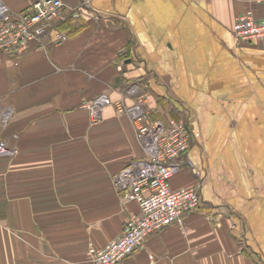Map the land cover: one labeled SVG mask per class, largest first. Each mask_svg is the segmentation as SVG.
<instances>
[{"label": "crops", "instance_id": "crops-1", "mask_svg": "<svg viewBox=\"0 0 264 264\" xmlns=\"http://www.w3.org/2000/svg\"><path fill=\"white\" fill-rule=\"evenodd\" d=\"M3 1L16 13L33 2ZM87 1L61 25L62 44L0 53V139L17 146L0 157V264H95L91 247L139 212L115 184L144 155L133 121L109 106L92 122L85 106L103 92L119 98L130 82L149 86L165 122L189 121L191 146L171 185L201 181V203L118 264H264V39L238 42L232 30L264 4Z\"/></svg>", "mask_w": 264, "mask_h": 264}, {"label": "built area", "instance_id": "built-area-1", "mask_svg": "<svg viewBox=\"0 0 264 264\" xmlns=\"http://www.w3.org/2000/svg\"><path fill=\"white\" fill-rule=\"evenodd\" d=\"M263 3L264 0H256ZM89 7L83 0L75 6L65 0H33L24 12H13L0 0V53L21 55L33 41L62 44L69 33L61 25L69 20H79ZM94 19H101L94 13ZM238 42L264 39V15L258 16L254 8L239 14L233 25ZM117 99L103 92L86 104L91 119H101L104 110L113 106L119 113L133 121L144 155L131 160L116 176L115 184L123 200H136L140 210L131 214L122 232L103 247L90 249L95 264H118L139 248L152 233L171 223H184V214L195 210L201 203V185L175 189L171 178L180 170L181 159L192 142V128L184 118L170 122L152 120L148 102L149 86L130 82ZM134 100L128 103L127 97ZM17 148L8 139H0V157L16 153ZM199 175V171L194 168Z\"/></svg>", "mask_w": 264, "mask_h": 264}, {"label": "rangeland", "instance_id": "rangeland-1", "mask_svg": "<svg viewBox=\"0 0 264 264\" xmlns=\"http://www.w3.org/2000/svg\"><path fill=\"white\" fill-rule=\"evenodd\" d=\"M127 86V85H126ZM125 86V87H126ZM125 87H123V88H125ZM96 98V97H95ZM94 98V99H95ZM93 99V100H94ZM92 100V101H93ZM92 101H90V102H87L86 104H88V103H91ZM86 104H85V106H86ZM148 107H149V111H150V118L152 119V120H157V119H159V120H163L162 118L163 117H161V114H159V113H155V112H153L154 110L153 109H151V106H150V99H149V102H148ZM103 114V113H102ZM102 116V115H101ZM102 118V117H101ZM180 118H184V116H182V117H180ZM177 119V118H176ZM98 121V120H97ZM97 121H93L92 120V122H97ZM164 121V120H163ZM165 122V121H164ZM14 147H17V146H14ZM7 157H11V158H13V157H15V155L14 154H12V155H7ZM116 179V178H115ZM159 230H161V229H159ZM158 231V230H157Z\"/></svg>", "mask_w": 264, "mask_h": 264}]
</instances>
